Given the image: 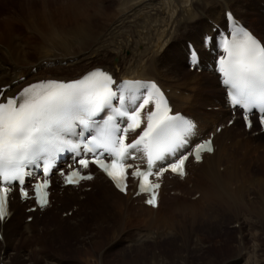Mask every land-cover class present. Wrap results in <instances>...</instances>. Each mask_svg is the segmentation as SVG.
Instances as JSON below:
<instances>
[{"label": "bare ground", "instance_id": "6f19581e", "mask_svg": "<svg viewBox=\"0 0 264 264\" xmlns=\"http://www.w3.org/2000/svg\"><path fill=\"white\" fill-rule=\"evenodd\" d=\"M108 1L111 0H67L55 15L45 5L35 10L36 14L33 10H27V14L22 11L5 15L1 21L3 24L0 23V88L9 86V90L4 94L15 93L22 86L40 79L73 80L95 68L107 71L118 81H156L167 91L172 112L193 117L198 123L200 135L214 134L215 150L211 155H205L200 164H190L188 175L183 180L177 177L164 180L156 210L144 206L140 198L132 196L133 193L129 192L126 196L119 194L100 175L92 181L93 187L87 184L76 190L74 187L62 188L55 180L52 187L57 193L61 191L58 201L62 205L58 208L62 207L65 211V207L69 206L70 210L74 208L76 212L68 218L70 222L73 216L78 219L72 221L73 238L80 240L77 238L88 237L111 244L121 238L126 243L122 248L141 251L145 256L148 251L146 246L156 250V246L164 242L169 246L176 243L174 251L181 248L202 251L205 240L203 233H210L213 227L222 232L223 226L231 221L243 219L246 226L245 222H251L253 218L264 225V146L260 145L257 137H249L250 134L255 137L252 131L238 129L239 118L226 127L231 115L225 107L224 90L219 86L217 76L207 71L209 55L201 47L205 34H209L215 24L224 23L225 13L231 12L230 5L236 3L243 8L252 7L254 0H112V8L116 4L117 10L112 12L113 20L109 18L112 21H108V27L102 29V25L99 26L94 20L102 12L97 7H104ZM108 6H111V2ZM94 8L95 13L88 16ZM237 14L235 16L238 18ZM156 17L160 18L159 22L155 21ZM144 19H153L152 22L156 23L143 28L140 23ZM263 23H260V31L251 30L264 42V35L260 36V33L264 34ZM11 24L24 28L23 39L21 30H16L15 35L11 34L13 30L8 28ZM128 34L132 35V39L128 37L131 41L120 39ZM183 39L199 49L204 77L188 70L187 44L183 52L180 45L178 49L176 47L178 55L185 57L183 61L180 58L183 62L181 67L176 62L175 52L164 56ZM48 45L56 48V54L50 55ZM127 50L130 51L128 58L123 56ZM114 59L117 61L113 62ZM185 67L187 71L183 72L182 68ZM206 76L211 79H205ZM208 108L209 112L203 111ZM217 127H222V130L217 132ZM256 164L255 177L251 175L250 168ZM87 187H91L89 191L85 190ZM253 187H259L262 191L256 201L249 199ZM170 192H173L171 196ZM30 207L19 200L11 203L13 214L3 226L0 264H74L61 260V257L59 263H54L51 262L54 261L52 258L44 260L42 254H35L43 242L40 237L53 235L46 230L40 234L37 230L41 224L39 214L25 213ZM88 212L92 213L91 216ZM29 216H33L30 223L25 221ZM54 220L56 226L66 224L62 219ZM86 220L94 226V232L85 231L83 226ZM60 226L54 230L58 231ZM36 232L39 235L36 239L38 246L32 247L29 242ZM251 236L255 237V232ZM244 241L242 232L235 240V247L232 245L238 250L234 251L236 254L232 264H264V253L259 251V245ZM89 245L84 248L87 256L92 252ZM121 252L126 251L121 249ZM175 253L151 254L147 263L183 264Z\"/></svg>", "mask_w": 264, "mask_h": 264}, {"label": "snow or ice", "instance_id": "6c2138e0", "mask_svg": "<svg viewBox=\"0 0 264 264\" xmlns=\"http://www.w3.org/2000/svg\"><path fill=\"white\" fill-rule=\"evenodd\" d=\"M227 16L233 26L231 40L222 37L220 41L225 53L218 62L222 82L228 88L230 103L242 110L245 124L252 127L249 117L256 109L259 123L264 126V43L236 24L231 12ZM190 55L195 63L198 53L193 50ZM115 84L112 75L96 69L72 81L33 83L23 88L18 97L0 101V222L8 215V185L17 180L23 183L26 165L41 159L50 163L65 149L77 153L81 168H88L90 163L97 165L121 192L127 188L128 169L134 168L131 176L139 178L141 192L152 193L146 203L153 207L157 206L155 190L160 187L149 179L153 175V166L171 157L167 167L161 165L155 174L159 176L167 170L180 176L185 174L188 156L178 155V152L187 143V137L194 134V122L172 115L167 100L155 83L124 81L119 88H114ZM115 100H119V107L113 106ZM129 103L131 107H128ZM149 105L154 107L144 117L142 113ZM104 109L110 110L111 115L102 123L97 122L94 117ZM145 122L146 126L138 136L128 143V133L136 132ZM77 126L81 128L79 133L76 132ZM85 132L94 133L91 140L84 135ZM69 135H79L81 142L86 141L83 151L81 142L73 143L67 138ZM133 151L144 153L146 170L126 163ZM201 151L212 152V141L205 140L196 145L194 156L198 162ZM47 171L46 166L45 173ZM65 179L73 184L92 177L73 170ZM47 186V180L36 185L37 203L41 206L47 203L43 193ZM21 195L27 193L21 189Z\"/></svg>", "mask_w": 264, "mask_h": 264}, {"label": "rangeland", "instance_id": "374dc122", "mask_svg": "<svg viewBox=\"0 0 264 264\" xmlns=\"http://www.w3.org/2000/svg\"><path fill=\"white\" fill-rule=\"evenodd\" d=\"M66 1L67 0H0V23H2L1 22L2 18L5 15H8V14H19V13H22V11H24V12L26 11L25 13L27 14V10L30 11V12L33 10V12H35V14H36V11L39 10L41 7H44V5L46 6V9L49 8L50 10L53 11V12H51L52 15H55L56 11L59 8H62V6L66 3ZM110 2H111V6H108L110 4ZM254 2H255L253 4L254 6L246 7V8L241 7V4L234 3V5H230V7H231L230 11L234 12L235 14H237V11H238V14H237L238 18L241 19V21L247 27H249L252 30H256L257 29L256 31H260V29H259L260 28V23L264 22V14L262 12V9L264 8V0H254ZM28 4H29V8L30 9L27 7ZM106 4H108V5H106ZM106 4H104V7L103 6L102 7L101 6L97 7L98 10L102 9L101 10L102 12L94 20L99 26L102 25L101 26L102 29L103 28L106 29L108 27V25L110 24L109 22H111L113 20L112 19L113 18L112 17V12L115 13L116 10H117V7H115L116 4L113 5V8H112V4H113L112 0L108 1V3H106ZM95 11H96V9L94 8L93 10H91L89 12L88 16H92L95 13ZM110 17H111L112 20L111 19L109 20ZM159 19L160 18L156 17L155 21L157 20L156 22H159L160 21ZM102 20H104V22ZM152 20L153 19H151V20H149V19L145 20L144 19V22L145 21L146 22L145 23L144 22L140 23V26L144 28V27H147L148 25H151L153 23L155 24L156 22L155 21L152 22ZM260 20L263 21V22H260ZM106 22H108V23H106ZM102 23L105 24V25H103ZM8 26H9L8 27L9 29L13 30L12 33H11L12 35L16 34V30H21V34L23 33L24 28L22 26L19 27L18 25H13V24L8 25ZM262 35H264V34L260 33L261 37H262ZM129 36H131V39H132V35H129V34H128V36L126 35L125 37H123L124 39L123 38H120V39L123 40L124 42H125V39H126V41L127 40L129 41L130 40ZM24 37H25V34H22L21 38L23 39ZM184 39H186V38H184ZM184 39L182 41H179V44H178V42L175 43L174 46L171 47L170 50H168L171 53L168 52V51L164 53L165 54L164 56L166 57L167 53H168V56H170V54H172V52H175V59H176V62L178 64V66H180V67L183 64V62H181V60L182 61L185 60V57H184L183 54H182V56L178 55L179 51L178 52H176V51L178 49V45L181 46V51L182 52L185 50L184 46L186 47V44L188 42L185 41ZM17 42L20 43L19 41H17ZM176 47H177V49H176ZM53 48H51L48 45V49L50 51V55H54L57 52L56 48H54V49ZM140 49H141V47H139L138 50L140 51ZM129 53H130V51L127 50L125 53L123 52V56L128 58L129 57L128 56ZM180 58H181V60H180ZM175 59H174V61H175ZM116 61H117V59H114L113 62H116ZM16 63H17V61H16ZM182 69H183V72L187 71L186 67L182 68ZM180 71H181V68H180ZM33 72H34V70H33ZM193 73H197V75L200 74L202 77H204V74H202V73H199V72H193ZM205 79L209 80V79H211V77L210 76H206ZM213 79L215 80V77H213ZM2 84H3V82H2ZM209 110L210 109L208 108V109L203 110V111L204 112H209ZM226 127H229V126H227V124H226ZM238 129H242V126H241L240 123L238 125ZM249 137L250 138H256L257 137L259 139L260 145L264 146V136L262 134L258 135V136L255 135V137H251V134H250ZM257 166H258V164H256L254 167L250 168V173H251L252 176H255L254 170H255V168ZM83 186H85V185H83ZM91 186L93 187V184H91ZM90 188L91 187H87L85 190L89 191ZM167 189H168V186H167ZM169 189H170V187H169ZM252 190L253 191L250 190V193L252 195H250L249 199H250V201H256V199L259 198V193L261 194L262 191H260L259 187L258 188L257 187H253ZM55 191H56L55 188H52V200H53L52 204L54 205V206L52 205L53 209L50 208V209L46 210L44 213H37V214H39L38 217L40 218L39 220L41 221V224L39 223V226L37 227V230H39L40 234H43V232H45V230L47 232H52L53 236H51V234H49L47 236L45 234L42 235L40 237V239L43 240L42 244L40 245L41 247L39 248L38 252H35V254H37L38 256H40L42 254L43 259L44 258L45 259L46 258L54 259V261L51 260V262H54V263H57V262L59 263L61 260H64L66 262H67V260H69L70 262H73L74 264H98V262H100V264H142L141 261H146L143 264H148L147 260H148V258L151 257V254L157 255L158 252H159V254H163L165 252H166V254H171V253L177 252V254L176 253L175 254L178 257V259H180L182 261L183 264H232V262H234V260H235L233 256L236 254V252H238V250H235L236 248H234L235 245H236L235 240L237 241V237L241 236L242 232H244V236H245L244 243H246V244L253 243L255 245H259V251L261 250V253H264V251H263V249H264V245H263L264 244V225L263 224L261 225L260 222H258L257 220H254L253 218L251 219L252 224H251L250 221L249 222H245L246 226H244V224H243L244 221H243V219H241L242 221L239 220V221L233 222V223L231 221V222H229V224H226V226L224 225L223 226V230L224 231H222V232L220 231V229L213 227V228L210 229L211 230L210 233H208V232H207V234L203 233V235L205 236V240H204V245H203V250L202 251H198V250H195V249H193V250L192 249H185V248H181L178 251H174V249L176 247V243H173L172 246H169V245H166L167 242L166 243L164 242V243L158 244V246H156L157 247L156 250L151 249V248H153L152 246L151 247L150 246H146L148 251L146 252V255L144 256V253H142L141 251L136 252L134 249L128 251V250H125L124 248H122V247H124L126 245V243H124L125 240L121 239V238H120V240H118L119 242L116 241V242H113L112 244L110 242H107V241L104 242V241H99V240H92L91 238H88V237H84V238L81 237V238H77V239H80V240H75L76 238H73V236H72V229H73L72 228L73 227L72 224L74 223L72 221H74V220L78 221V219L77 218L74 219V216L71 218L72 219L71 222L68 219V218H70V215L72 213L73 214L76 213L75 209L72 208L70 210L71 207L69 208V206H66L65 207V211L66 212H65V211H63L62 207H61L62 209L58 208V207H60L62 205V203H60L58 201L59 200L58 195H60L61 191L58 192V193L55 192ZM170 194H173V192H170L169 195ZM68 210H70V211H68ZM86 211H89V210L87 209ZM25 213H27V212H25ZM88 214H89V216H91L92 213L88 212ZM55 215H57L58 217L55 216ZM29 218H33V216H29ZM54 219H62L63 221L66 222V224L64 226H60L61 224H58L57 226H60L59 230L55 231L54 228L57 227V226L55 225L56 223H55ZM25 221L30 223L32 220L28 221L26 219ZM49 221H50L51 224L48 223ZM58 221H60V220H58ZM240 221H241V223H240ZM44 224L46 226H44ZM87 225H89V226H87ZM83 227H84L86 232H90L91 233V230H92V232L95 231L94 226L91 225L90 223H88L87 220H86L85 225ZM100 227H102V226L100 225ZM248 227L251 228V229H246ZM262 229H263V231H261ZM248 230H250L251 232L248 231ZM54 232L56 233V237L54 236V234H55ZM57 232H59V233H57ZM129 232L130 231H127V233H129ZM253 232H255V237L251 236V233H253ZM38 236L39 235L36 232V234L34 235V238L29 242L32 247H35L37 245L36 244L37 243L36 239H37ZM62 236H64V238ZM68 236L69 237L71 236V237L69 238ZM57 237H60V238H57ZM65 237L66 238L68 237V238L65 239ZM57 239H59L61 242L59 240H57ZM68 239H71V241L68 240ZM90 239H91V241H90ZM255 240H256V242L254 243ZM94 241L95 242L99 241V242L98 243L96 242L97 244L96 243L94 244L93 243ZM170 242H171V240H170ZM80 243L82 244L81 246H80ZM88 245H89V247L91 248V251H92L89 256L85 255L87 253L84 252V248L86 246H88ZM93 245H95L96 248H94ZM145 245H147V244H145ZM166 246H169V248L167 249ZM178 247H179V245L177 244V248ZM121 249L123 251H126L127 253L126 252H121ZM234 251H236V252H234ZM56 252H59V253H56ZM186 252H188V253H186ZM45 254H46V256H45ZM57 255H59V257ZM99 255L101 256L100 260H98ZM60 257L62 258L61 260H60ZM255 259L258 260L259 258H255ZM46 260H48V259H46ZM230 261H231V263H230Z\"/></svg>", "mask_w": 264, "mask_h": 264}]
</instances>
